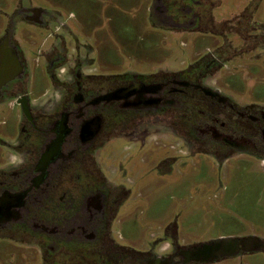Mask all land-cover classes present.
<instances>
[{"label": "flooded vegetation", "instance_id": "af4514ba", "mask_svg": "<svg viewBox=\"0 0 264 264\" xmlns=\"http://www.w3.org/2000/svg\"><path fill=\"white\" fill-rule=\"evenodd\" d=\"M21 2L11 20L19 18L33 29L24 25L17 31L12 24L0 34V66L11 64L15 69L13 78L0 86V110L6 100L16 109L19 125L15 136L3 141L8 150L0 162V240L39 253L43 264H212L226 259L257 264L254 254L262 260L264 237L186 242L164 227L162 236L150 243V251L118 245L111 236V222L130 191L116 153L108 148L113 140L137 141L141 134L142 139L158 130L152 128L153 122L165 117L170 134L189 139L190 149L220 159L245 153L264 165V105L239 104L205 82L211 69L218 71L229 59L224 49L204 53L184 69L129 71L112 77L83 74L78 71L80 60H75L70 79L57 82L53 74L67 50L62 54L55 46L54 41L62 39L53 32L65 24ZM207 4L209 0H152L149 14L156 26L194 30L210 18ZM224 26L222 32L246 40L245 27ZM22 35L41 38L34 54L48 58L52 88H61L56 98L37 101L46 89L33 97ZM232 39H222L231 52L240 49L230 43ZM48 41L49 47L42 49ZM163 239L168 249L162 248Z\"/></svg>", "mask_w": 264, "mask_h": 264}, {"label": "rangeland", "instance_id": "374dc122", "mask_svg": "<svg viewBox=\"0 0 264 264\" xmlns=\"http://www.w3.org/2000/svg\"><path fill=\"white\" fill-rule=\"evenodd\" d=\"M21 1L61 18L65 24L61 29L57 26L59 30L55 26L53 32L62 39H56L55 46L62 54L67 50L65 60L53 74L57 82L70 79L75 60H80L82 67L78 71L83 74L112 77L129 71L148 74L166 68L184 69L194 58L222 48L229 59L218 71H209L207 85L218 88L239 104L264 105V37L258 36L264 34V0H209L210 18L194 30L182 31L152 23V0ZM18 2L0 0V34L12 24L17 31L24 25L31 26L19 18L11 20ZM225 23L233 29L245 27L246 40L241 42L234 35L229 36L228 31L222 32ZM22 36L27 44L28 87L33 97L46 89L47 94L36 98L37 101L56 98L61 88H52L45 63L48 58L37 51L34 54V48H40L41 38ZM227 37L233 38L230 43L240 49H226L222 39ZM48 45L49 41L41 47ZM65 69L69 73L62 72ZM3 103L0 162L8 150L3 147L4 142L8 143L19 128L16 109L10 108L6 100ZM152 124L159 131L151 130L142 139L141 134L140 141L117 139L109 144L125 172L123 183L130 190L111 222L113 240L121 246L151 251L150 243L162 236L164 227L176 231L179 239L186 242L225 236L264 237L261 161L245 153L220 159L205 150L190 149L189 139L170 134L165 117ZM163 240L162 248L168 249L167 240ZM0 252V264H16L17 259L19 264H43L39 253L6 238L0 240ZM258 256L254 254V260L264 264V256L261 255L262 260ZM234 262L226 259L212 264Z\"/></svg>", "mask_w": 264, "mask_h": 264}, {"label": "water", "instance_id": "95a60500", "mask_svg": "<svg viewBox=\"0 0 264 264\" xmlns=\"http://www.w3.org/2000/svg\"><path fill=\"white\" fill-rule=\"evenodd\" d=\"M15 69L10 65L2 64L0 66V86L7 81H10L14 76ZM227 239V237H223Z\"/></svg>", "mask_w": 264, "mask_h": 264}]
</instances>
